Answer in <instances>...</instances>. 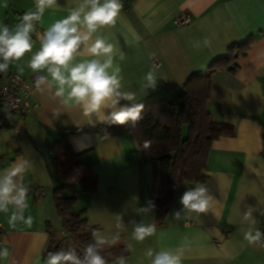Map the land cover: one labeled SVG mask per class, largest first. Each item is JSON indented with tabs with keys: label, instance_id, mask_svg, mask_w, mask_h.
Wrapping results in <instances>:
<instances>
[{
	"label": "crops",
	"instance_id": "1",
	"mask_svg": "<svg viewBox=\"0 0 264 264\" xmlns=\"http://www.w3.org/2000/svg\"><path fill=\"white\" fill-rule=\"evenodd\" d=\"M79 2L57 0L56 6L45 9L32 34V52L10 63L8 70L0 73V82L8 73H17L26 80L37 75L28 62L40 48L38 33L66 17ZM121 2L123 8L115 25L100 29L93 38L100 35L114 45V63L122 68L124 90L135 92L137 103L166 98L181 106L179 94L192 77L206 74L215 61L228 55L231 46L252 41L247 55L237 60L234 72L222 68L211 76L208 112L214 122L234 126L235 135L212 144L197 181L206 184L214 198L210 210L199 214L198 220L174 218V213L183 208V193L195 186L185 184L176 192L162 227L156 225L155 210L149 214L138 212L151 201L154 168L143 160L133 132H86L73 137L74 152L98 178L94 194L83 193L81 187L66 191L77 196L74 208L85 212L97 235L110 241L118 237L105 248L126 246V264H150L145 256L149 248H183L182 264H264V248L249 245L243 238L250 227L264 232V0ZM35 10L36 0H0V23L14 28L25 12ZM182 15H189L191 22L177 27L174 22ZM196 43L199 48L193 47ZM89 58L78 56L76 62ZM149 70L156 75L157 84L155 89L145 90L144 77ZM35 101L38 107L19 120L15 130L0 126V169L11 166L19 157L33 165L25 174V183L31 189L25 216H32L33 223L29 227L17 222L12 227L9 214L0 213L2 246L10 253L0 264H42L49 232L58 239L64 236L54 200L59 182L50 167L59 133L110 123L98 122L95 117L93 123H88L78 108H65L47 91H37ZM249 206L256 209L253 216L257 225L242 223L243 212ZM117 215L121 217L119 227ZM131 221L155 224L157 232L137 242L132 239Z\"/></svg>",
	"mask_w": 264,
	"mask_h": 264
},
{
	"label": "clouds",
	"instance_id": "2",
	"mask_svg": "<svg viewBox=\"0 0 264 264\" xmlns=\"http://www.w3.org/2000/svg\"><path fill=\"white\" fill-rule=\"evenodd\" d=\"M57 5V0H36V10L25 12L14 28L0 23V73L6 72L10 63L20 61L32 52V34L36 23L46 8ZM123 4L121 0H80L68 10V15L56 20L43 33H38L40 48L31 55L28 67L36 73L34 86L38 92H49L65 108H78L88 123L98 122L133 127L143 118L144 105L137 103L136 93L124 90L122 68L114 63V45L103 36L95 35L105 27L114 26ZM139 42L140 37H136ZM205 44L209 42L204 41ZM199 43L193 45L199 48ZM91 57L76 62L77 57ZM124 58L123 52L120 59ZM22 71V69H21ZM42 75L41 73H45ZM145 90L155 89L157 77L149 70L144 77ZM127 101L129 103H121ZM57 115H59L57 113ZM149 141H145L147 148ZM32 161L19 157L11 166L0 169V213L9 214L8 223L15 227L17 222L31 227L32 216H25L29 207L30 186L25 183V174L32 169ZM213 197L206 184L195 182V186L185 191L180 198L182 210L174 213L176 220L197 219L199 214L210 210ZM155 208L152 201L138 212L149 214ZM256 211L247 207L243 212L242 223L257 225L253 216ZM264 214V213H261ZM121 217L117 215V226ZM132 239L143 242L157 232L155 224L131 221ZM249 245L264 248V232L258 227L249 228L243 233ZM93 232V242L88 243L78 254L75 248L49 251L42 264H109L102 255L106 244L115 243ZM131 246L129 245V248ZM10 253L7 247L0 246V260H7ZM150 264H182L184 250L149 248L145 252ZM114 264H126L124 256L115 259Z\"/></svg>",
	"mask_w": 264,
	"mask_h": 264
},
{
	"label": "trees",
	"instance_id": "3",
	"mask_svg": "<svg viewBox=\"0 0 264 264\" xmlns=\"http://www.w3.org/2000/svg\"><path fill=\"white\" fill-rule=\"evenodd\" d=\"M251 44L249 40L231 46L228 55L215 61L206 74L192 77L179 94V107L172 100L159 98L143 104V118L134 127L131 124L109 123L98 128L71 129L59 133L50 156V167L59 182L54 191V200L63 223L64 236L58 239L53 232H49L44 257L49 251L62 248H75L78 254H82L81 250L93 242L96 228L90 226L84 211H74L77 196L66 193L72 187H81L86 194H94L98 189L96 173L80 161V155L74 152L71 145V139L82 133L117 135L125 129L133 132L143 160L151 162L154 168L151 201L155 204L156 225H165L176 192L185 184H195L200 179L212 144L235 135L234 126L214 122L208 112L211 76L222 68L234 72L238 67L237 60L247 55ZM145 141L150 142L147 148L144 147ZM102 255L110 264L119 256L128 257L129 250L126 246L113 249L104 246Z\"/></svg>",
	"mask_w": 264,
	"mask_h": 264
},
{
	"label": "built area",
	"instance_id": "4",
	"mask_svg": "<svg viewBox=\"0 0 264 264\" xmlns=\"http://www.w3.org/2000/svg\"><path fill=\"white\" fill-rule=\"evenodd\" d=\"M191 22L189 15L179 16L175 20L177 27L187 25ZM38 22L36 23V25ZM35 76L26 80L17 73H8L0 82V126L15 130L18 121L31 115L38 107L35 101L37 90L34 86ZM174 107V112H176ZM0 226V246L3 245Z\"/></svg>",
	"mask_w": 264,
	"mask_h": 264
},
{
	"label": "rangeland",
	"instance_id": "5",
	"mask_svg": "<svg viewBox=\"0 0 264 264\" xmlns=\"http://www.w3.org/2000/svg\"><path fill=\"white\" fill-rule=\"evenodd\" d=\"M185 133V132H184ZM69 194V193H68ZM71 195H73V194H71ZM74 211H76V208H74Z\"/></svg>",
	"mask_w": 264,
	"mask_h": 264
}]
</instances>
